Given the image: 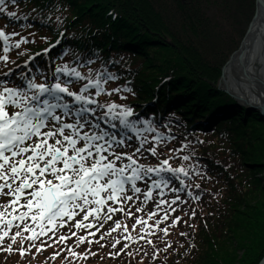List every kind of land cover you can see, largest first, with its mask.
I'll list each match as a JSON object with an SVG mask.
<instances>
[{
	"label": "trees",
	"instance_id": "1",
	"mask_svg": "<svg viewBox=\"0 0 264 264\" xmlns=\"http://www.w3.org/2000/svg\"><path fill=\"white\" fill-rule=\"evenodd\" d=\"M6 1L8 12L16 15L9 16V19L0 16V27L6 31H20L18 24L22 23L25 27L22 34L28 35V43L14 48L7 55L8 59L0 62V72L23 60L29 53L43 48L59 34V30H64L56 49L57 53L63 55L62 63L69 69H76L84 77L91 70L109 71L117 77L118 86L131 89L122 95L103 97V100H109L123 108L132 107L138 116L150 118L158 125L166 123L174 132V139L165 151L160 149L156 159L169 157L173 163H179L195 181L193 193L200 196L198 202L188 200L178 204L177 210L161 224L168 231H159L157 236L151 238V243L140 239L141 244L121 251L123 244L104 239L93 244L96 254L80 264H180L194 253V260H188L186 264H257L264 256V197L262 196L263 202L257 207L249 205L261 188L259 190V181L254 174L252 176L246 163L251 160L250 154L258 163H264L263 151L254 149V145L258 144L255 135L260 127L257 122L259 120L252 117V125L248 126L247 133L244 132L246 124L241 119L236 120L234 127H231V136L222 137L219 128L223 124L214 118L206 127L217 129L219 135H210L211 139H207L211 141L209 143L206 140V130L194 122L199 117L188 120L169 115L170 110L174 111L172 108L190 110L195 107V115L198 116L201 111L196 110V107L206 106L207 97L224 100L213 88L208 90L211 82L217 81L214 73L223 62L218 61V56L210 57L215 49L210 43L215 40H208L210 35L206 33L199 42L200 31L193 29L188 33L197 32V35L183 36L180 31L172 30L160 15L157 3L152 0ZM182 1L177 0V10L187 8L188 5L183 2V6ZM238 1L245 8L247 4L251 9L254 8L253 0ZM19 2L22 6L18 5ZM234 5L238 13L240 10ZM10 19H16L17 23L10 22ZM188 20L193 21L191 15ZM180 45L191 53L188 62L186 51L178 52ZM153 47L157 48L155 54ZM192 51L199 57L193 58ZM224 51L230 55L232 49ZM160 56L164 57L161 59ZM198 63L203 72L198 70ZM195 78L202 80L196 81ZM153 82L166 86L165 89L161 88L162 92L167 93V96L160 99L162 107L156 105L154 96L142 84ZM177 89L189 93L186 99L175 94ZM191 89H196V92H190ZM233 136L238 141H246L245 146L232 143ZM177 147L181 148V153L176 150ZM208 154L211 155L208 161L211 166L206 170L205 157ZM176 155L177 160H174ZM183 156H188L189 159L184 160ZM249 173L251 176L245 177ZM231 175L235 178L234 181H230ZM225 182H228L227 188ZM154 203L152 201L146 208L145 214L153 208ZM218 203L222 205V208H218L221 212L212 215L213 208ZM131 211L135 217V209ZM133 217L127 221L132 223ZM214 218L216 223L211 222ZM177 219L178 222L174 224L173 221ZM132 233L134 236L140 235V226H134ZM20 243L21 241H17L13 245L11 253L0 251V264H76L72 261L73 256H65V252L61 253L58 246L37 252L28 251L21 256L17 251ZM64 249L68 251L67 247ZM57 252L59 255H55Z\"/></svg>",
	"mask_w": 264,
	"mask_h": 264
},
{
	"label": "snow or ice",
	"instance_id": "2",
	"mask_svg": "<svg viewBox=\"0 0 264 264\" xmlns=\"http://www.w3.org/2000/svg\"><path fill=\"white\" fill-rule=\"evenodd\" d=\"M4 3L5 0H0V5ZM3 11L4 8L0 7V12ZM8 15L14 17L16 13L10 12ZM0 39L7 42L9 36L0 30ZM9 50L7 46L4 48L5 53ZM0 58L8 59L7 56ZM56 72H63L76 80H88V83L76 92L70 90L72 81L62 82L59 77L50 84L29 81L28 88L33 90L31 95L19 87L5 85L0 88V197L8 198L6 204H0V250L9 253L13 251L12 244L17 243V237L22 241H31L30 247H36L35 242L41 240V237L49 233L54 237L59 228L65 227L81 214L82 220L76 221L74 227H94L83 221L89 217H99L109 201L119 204L124 200H133L134 196L138 198L140 194L144 195L145 200L152 199V188L159 189L162 185L167 187L171 183L165 179L153 180L152 187L141 193L137 181L150 177L152 173L159 175L167 171L177 179L178 173L188 175L183 167L169 166L168 159L161 161L159 167L140 164L135 154L142 155L143 141L133 153L122 150L128 146L126 141L100 123L103 117L114 113L120 106L109 104L107 111L97 116V109L102 110L104 105L91 99L90 88L96 90L94 94L97 97L104 94L101 78L92 81L89 77L81 76L76 69L69 70L67 66L57 68ZM108 79L116 77L109 74ZM125 90L131 91L127 88ZM113 91L119 92L120 89ZM74 104H80L81 107L74 108ZM9 107L16 110L10 114L7 110ZM132 115V109L125 107L119 116L113 115L112 119H119L121 125L134 129V125H130L127 119ZM91 117H95V120ZM148 151L153 156L159 155L156 148H149ZM183 158L189 159L188 156ZM172 191L179 192V189L173 188ZM128 192L133 195H128ZM178 199H173L171 204H176ZM164 203L168 202L161 200L157 207ZM142 210L137 208V211ZM116 211L123 209L107 207L108 213ZM167 218L165 214L164 219ZM105 219H111V215ZM176 222L178 219L173 221L174 224ZM136 223L145 224L146 221L137 219ZM120 227L121 224L117 223L116 228ZM13 228L16 229L14 233ZM25 233L28 235L25 236ZM6 238L11 243L3 247ZM68 239L69 236L61 235L56 243ZM83 241L84 238L79 237L77 242ZM46 244V241H41L37 251L43 250ZM18 251L24 256L29 249L20 247ZM72 255L78 254L72 252Z\"/></svg>",
	"mask_w": 264,
	"mask_h": 264
},
{
	"label": "bare ground",
	"instance_id": "3",
	"mask_svg": "<svg viewBox=\"0 0 264 264\" xmlns=\"http://www.w3.org/2000/svg\"><path fill=\"white\" fill-rule=\"evenodd\" d=\"M182 1V0H181ZM254 1V6L256 5V0ZM153 2V1H152ZM177 0H163V8L165 11H167L168 14L171 13V16L176 15V21L180 25V33L183 36H193L197 35L196 33L189 34L188 31L193 29L196 31H200L198 33V41L200 42L203 38V36H206V33L209 35H213V39L215 41L221 40V35L219 34L218 27L216 26V13L217 11L209 10V14L207 15L206 11L199 12L200 15L205 14V16L209 19L204 20L205 18L199 16L197 13L192 12L189 8H183L184 10H177L175 8ZM260 6L256 12L254 7V18H252L251 23L249 24L247 30L245 31V34L243 36L242 43L240 45V48L234 52L232 55H229L228 60L223 65L222 63L219 66L218 71H215L214 76H217L215 83L211 82V86L208 87V90L211 88L214 89L216 93L220 95L221 99L207 97L208 104L206 106H198L196 107V110L199 109L201 111V114L196 116L195 115V107L193 109H177L172 108L174 111L170 110L169 115H176L180 116L179 118L183 117L188 120L196 119L195 124L201 126V128L206 130V140H210V135L217 136L218 130L217 129H211L209 126L208 129L207 122L210 124L214 121V118H216L217 122H222L223 126L219 128V133L222 135V137L232 134L231 127H234L233 124L236 122V120L241 119V122H244L246 126H244V132L247 133L248 126L252 125V117L251 114L254 110V107H261L263 111L256 114V118L259 121L264 120V0H259ZM153 3H160V1H156ZM186 4V3H185ZM236 7L239 10H244L245 5L243 6L242 2L236 0L235 1ZM183 5V2H182ZM187 5V4H186ZM184 6V5H183ZM190 7V6H189ZM163 16V12H160ZM167 14V15H168ZM182 15V16H181ZM186 15V16H184ZM191 15V18L193 21H189L188 17ZM218 16V15H217ZM221 16H224L223 13H221ZM130 23H133L132 20L129 21ZM183 24V25H182ZM208 25V26H207ZM182 30H185L186 32H182ZM204 35H203V33ZM59 34L64 35V30H59ZM138 34L142 35L140 31H138ZM202 35V36H200ZM59 38L58 36L54 37V39ZM190 39H193L190 37ZM58 40V39H57ZM219 45V44H218ZM218 47V46H217ZM180 49H178L179 53L186 51L187 59L186 62L190 60V51H188L187 48L184 49L181 45L179 46ZM153 53L155 54L157 52V48H152ZM163 52V50H162ZM213 53L218 55V59H221L225 61V57L227 58L228 55H224L225 52L224 49L221 48H215L212 50ZM193 58L199 57V55L192 51ZM163 54V53H162ZM164 56H160L162 59ZM231 57V58H230ZM200 63V62H199ZM198 63V70L200 72H203V70L200 68V64ZM196 81H201L200 78H195ZM169 81V79H167ZM219 81H221V84H223L224 90H221L218 88L220 85ZM160 82V81H159ZM159 82H153L151 84L142 83L147 91H149L157 101L156 105L159 107H162V103L160 100L162 97L167 96V93L162 92L161 88L165 89L166 86ZM205 83H207V80H205ZM184 84H182L183 86ZM209 85V84H208ZM195 90V91H194ZM183 89H177L175 94H180V98L183 96V100L186 99V97L189 95V93H183ZM190 92H196V89H191ZM228 100V101H225ZM171 101V100H170ZM174 102V101H173ZM166 104V103H164ZM257 108V109H258ZM260 108V109H261ZM180 111V112H179ZM242 112L241 118H239V114ZM258 112V111H257ZM179 114V115H178ZM182 115V116H181ZM163 117V115H161ZM263 117V118H262ZM198 120V121H197ZM209 131V132H208ZM237 136V135H236ZM232 138V137H231ZM207 140V141H208ZM211 143V141H208ZM232 143H240L245 146L246 141H243V139H240L239 141L232 139ZM250 144V142H249ZM248 146V145H247ZM218 150V148H217ZM219 157V156H218ZM205 168L206 170H209L210 164L208 161L211 159V155L208 154L207 158L205 157Z\"/></svg>",
	"mask_w": 264,
	"mask_h": 264
},
{
	"label": "rangeland",
	"instance_id": "4",
	"mask_svg": "<svg viewBox=\"0 0 264 264\" xmlns=\"http://www.w3.org/2000/svg\"><path fill=\"white\" fill-rule=\"evenodd\" d=\"M152 1L156 2L158 0H152ZM159 1H160V3H157V8L160 12H163V17L165 18V22L170 26V28L172 30L174 29L176 31H179L181 23L180 24L177 23L176 15L171 16V13L168 14L167 11H165V9L163 8V5H162L163 0H159ZM243 1H245V0H243ZM182 2L186 3L188 5L187 8H190L192 10V12L197 13L199 16L205 18L204 20H206L208 18L205 16L204 13H203V15H200L199 12H202V10H203V11H206V13L208 15L211 10L215 9V11H217L216 13H218L217 14L218 16L216 15V18H214V19L216 20V26L218 27L217 31L219 32V34L222 37H221V40L211 42L210 43L211 46L214 48H221L224 50L225 49L226 50L232 49L231 54H233L234 52H236L238 50V48L240 47V45L242 43L245 31L247 30V28H248L249 24L251 23V20L254 16V8L251 9V7H249V5L247 4V7H249L248 10L246 7L245 10H240L237 13L234 9L235 0H183ZM18 5L22 6V3L19 2ZM208 9L210 10L209 12H208ZM221 13H223L224 16H221ZM182 32H186V31L182 30ZM209 39H210V41L211 40L213 41V35H210V38L208 37V40ZM218 44H219V47H217ZM226 53L227 52H224L223 54L226 55ZM217 56L218 55L213 53V52H211V54H210V57H212V58H215ZM228 58H229V54H228L227 58L225 57V59H224L225 61H223L224 64L228 60ZM218 61L221 62L222 60L218 59ZM219 83H220V85L218 86V88H220L221 90H224V87H223V84H221V81H219ZM259 111H263V110H261V109L258 110L256 107H254L253 112L250 113L251 117L256 118V114L260 113ZM238 114H240V117H243L242 112H240ZM257 122H258V124H260V127L258 128V132L255 135V139L257 140L258 144L254 145V147H255L254 149L259 148V150L260 151L262 150L264 153V122H262V121H257ZM250 155H251V160L250 161L247 160L246 165H248L250 167L252 176L254 174L255 179H257L259 181V190H260V188H261V190L258 192L255 199L250 200L249 205L252 207H257L258 205H260L263 202V197H264V163H263V161L258 163L257 159L252 157L253 156L252 154H250ZM227 163H229V162H226V164ZM228 170L230 171V172L228 171V173L230 174L231 168ZM250 176H251L250 173L245 174V177H250ZM228 178H230V177H228ZM231 178L232 179L230 181L235 180V178H233L232 175H231ZM225 184H226L225 188H227L228 182H225ZM221 206L222 205H220L218 203L216 205V208L215 207L213 208L212 215H218V213L220 214L221 211L218 208H220ZM216 221H217L216 218H214L211 222L216 223ZM194 254L189 258L183 259L180 262V264H186V262L188 260H192V259L194 260Z\"/></svg>",
	"mask_w": 264,
	"mask_h": 264
},
{
	"label": "water",
	"instance_id": "5",
	"mask_svg": "<svg viewBox=\"0 0 264 264\" xmlns=\"http://www.w3.org/2000/svg\"><path fill=\"white\" fill-rule=\"evenodd\" d=\"M259 6H260V2H259V0H256V5H255V10H256V12H257V10H258V8H259ZM254 18V17H253ZM240 48V47H239ZM231 58V57H230ZM258 108V107H257ZM261 107H259L258 109H260ZM261 110H263L262 108H261ZM258 264H264V257L262 258V260L258 263Z\"/></svg>",
	"mask_w": 264,
	"mask_h": 264
}]
</instances>
